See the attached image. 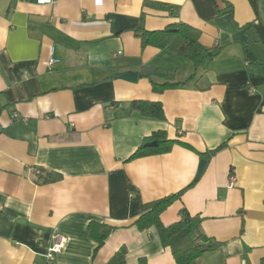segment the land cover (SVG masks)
Here are the masks:
<instances>
[{"label": "crops", "instance_id": "1", "mask_svg": "<svg viewBox=\"0 0 264 264\" xmlns=\"http://www.w3.org/2000/svg\"><path fill=\"white\" fill-rule=\"evenodd\" d=\"M145 1L0 0V264H49L58 235L53 264H114L121 248L123 264H177L157 228L136 221L182 189L162 222L198 214L204 237L187 245L218 244L191 264H264V4L147 0L170 12ZM180 22L201 31L212 60L142 47L138 30ZM145 65L185 84L156 93ZM139 99L160 101L166 119L132 110ZM156 131L179 142L129 159ZM42 170L62 178L41 184ZM91 221L114 227L99 247Z\"/></svg>", "mask_w": 264, "mask_h": 264}, {"label": "trees", "instance_id": "2", "mask_svg": "<svg viewBox=\"0 0 264 264\" xmlns=\"http://www.w3.org/2000/svg\"><path fill=\"white\" fill-rule=\"evenodd\" d=\"M264 4V0H259ZM146 5L154 6L160 10H168L172 12V6L168 3L160 1H145ZM137 35L141 40L142 47L152 45L161 49H169L172 52L188 57L195 67L204 64L214 58L215 52L203 46L199 39L201 31L190 25V23H176L169 25L163 30L149 31L140 29ZM264 68V62L262 63ZM140 77L151 80L153 91L163 93L165 90L177 88L184 82L176 81V76L173 71L167 68L155 65H145L140 69ZM131 108L137 111L141 116L158 120L166 119L164 106L160 101L152 100H134L131 103ZM158 141L156 146H147L150 141ZM179 141L170 139L165 131L154 132L147 140L137 149L129 159H135L153 154L168 153L173 146ZM184 145L192 148L189 144ZM227 142L222 143L216 149H213L209 154L213 155L218 150L224 148ZM207 155V153H203ZM62 178V174L56 171L42 170L38 182L41 184L57 182ZM193 182L191 185H193ZM190 185V186H191ZM189 186V187H190ZM185 189L175 194L166 195L160 199L148 204L144 213L136 221V225L142 229H149L155 226L158 230L162 244L165 247H170L177 264H191L199 255L206 251L214 249L218 244L212 243L208 245H187L193 241L201 240L204 237L202 230V217L198 214L191 216L185 211L182 212V217L179 221L170 225H165L162 222L161 214L176 200H178ZM91 236L98 242V247L103 245L106 239L113 232L114 227L97 221H91L88 225ZM126 249L121 248L117 253V261L114 264H123L125 261ZM141 264H147L146 260L142 259ZM246 264H250L246 261Z\"/></svg>", "mask_w": 264, "mask_h": 264}, {"label": "built area", "instance_id": "3", "mask_svg": "<svg viewBox=\"0 0 264 264\" xmlns=\"http://www.w3.org/2000/svg\"><path fill=\"white\" fill-rule=\"evenodd\" d=\"M40 2H50L51 0H38ZM60 60L58 58H55L54 56H52V58L50 59V65L54 66L56 65ZM37 173L39 174L40 171H37ZM237 182V177L235 174H231L230 175V180H229V186L230 187H234L236 186ZM66 242H67V238L63 235H58L56 237V241L54 243V245L48 247V251H47V260L49 264H53L55 262L56 259V254L60 253L66 246Z\"/></svg>", "mask_w": 264, "mask_h": 264}, {"label": "water", "instance_id": "4", "mask_svg": "<svg viewBox=\"0 0 264 264\" xmlns=\"http://www.w3.org/2000/svg\"><path fill=\"white\" fill-rule=\"evenodd\" d=\"M118 77L122 78V79L130 80V81H136L138 78V73L126 72V73L120 74ZM146 145L147 146H156V145H158V141L157 140L150 141ZM206 163H207V159H201L200 165H199V170H198V175L204 170Z\"/></svg>", "mask_w": 264, "mask_h": 264}]
</instances>
